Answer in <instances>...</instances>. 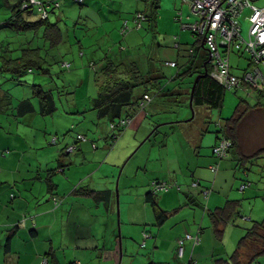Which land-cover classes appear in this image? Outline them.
Returning a JSON list of instances; mask_svg holds the SVG:
<instances>
[{
	"label": "rangeland",
	"instance_id": "obj_1",
	"mask_svg": "<svg viewBox=\"0 0 264 264\" xmlns=\"http://www.w3.org/2000/svg\"><path fill=\"white\" fill-rule=\"evenodd\" d=\"M7 1L9 4H7ZM95 1L92 5L81 6L72 0H62L61 8L50 15V22L58 23L65 36L63 42L54 49H57L55 51H61L62 60L69 63L71 67L64 68L59 62L54 63L50 59L52 62L50 68L52 70L51 75L49 73H40L38 70H33V72L26 71L21 74L20 78L16 77L17 75L6 72L0 73V93L7 94L6 97L0 100V146L5 141H9L8 135L19 136L15 142L16 146L25 152V157H28L31 162H35L38 156L47 154V147L57 146V144L52 143V136L54 133L56 134V130H59L61 139L62 136H65L68 141L77 136L78 132H82L79 133L81 135L88 136L87 139H94L96 142L94 141L93 145H96V147L98 144L100 145H98L99 147L96 151L103 154L102 158L88 157L84 165L79 161L77 164L66 166V168L73 166L69 169L67 168V173H71L72 175L77 174L81 178L90 173L94 168H99L106 159L108 160L107 162L115 166L119 164V167L113 169V172H109L110 177L107 181L106 178H101V171H95L92 176L87 175L83 183L85 187H92L97 184L101 189L108 186L112 192V197L115 198L116 196L114 206L115 226H113L115 232L114 249L118 251V257L115 259L116 263L108 262L106 260L107 252L104 251V258L96 260L93 264H143L144 262L147 264L154 259L152 256L153 245L150 244L151 241L155 240L159 228L155 224L150 206L149 218L151 221H147L145 209L142 203L137 201L136 192H134L132 200L126 203L125 199L128 196L125 188L128 189L127 185L134 184L129 181L140 182L142 180V175L137 178L134 175L137 166L145 159V153L151 147L157 149V152L154 151L153 157L160 152L161 148H165L167 145L170 149L182 144L184 145V149L188 151L189 147L192 148L189 142L185 143L186 139L184 140L183 137L184 130L187 128V125L197 123L200 115L197 113L194 116V120H190L192 110L189 103L182 100L181 94H173L172 90L187 77L180 78L176 74L183 69L182 66L186 59L192 54L190 49L194 47L196 49L195 54L199 57L205 56V54L203 48H201L202 39L196 40L191 29L185 28L179 19L180 10L174 9L175 1H177L179 5H182L189 12L188 4H183L181 0H160L158 26L155 31H149L146 22H143L145 25L141 27L135 26L134 19V14L139 10L136 9L138 3H142V9L149 11L152 0ZM17 2L18 0H0V54L3 48L8 47L14 50V56H18L21 44L24 41L27 44L28 39L31 40L32 43L30 44L33 46L44 45L43 40L34 37L33 31L17 32L4 26L5 21L11 16L12 7ZM254 2L256 5L264 7V0H255ZM98 4L101 7L103 6L102 10L98 7ZM247 12H249L248 8ZM25 17L36 20L41 16L34 8L32 14L26 13ZM174 18L177 19V22ZM192 20H195L194 16H192ZM173 24L179 30L178 33L175 32L174 34L177 36L183 33L184 35L181 50L176 48L175 42L177 41H174L170 37V30H172ZM123 26L128 27L125 32L123 31ZM249 26L250 23L243 16L241 18V27L244 37H248ZM185 38H187V41H185ZM107 44L110 47L106 46ZM104 46L108 47V50L113 46L114 51H118L120 47L124 48L125 52L134 55V59L143 70L151 68L159 70L165 75L164 86L170 90L165 89L160 94L153 95L155 104L148 106V103L145 107H142L133 117L132 123L123 128L118 140L114 143L108 139L112 132L111 129L107 127L104 130L101 129L99 127L100 124L98 125L99 121L96 112L90 109L91 99L97 94L95 71L98 64L93 62L99 61L107 53ZM52 51L54 54L53 49H47L44 52L47 57H50ZM249 58L250 55L247 52L240 56L239 53L234 51L230 55L233 71L235 73L243 72L244 68L249 64ZM171 61H176L178 65L172 66ZM19 79L23 82H19ZM34 84H42L46 89L54 87L57 109L53 113L48 115L39 113V97L35 93ZM8 98H12L10 104ZM25 98H31L37 110L21 117L22 120L15 119V115H17L16 106L20 100ZM240 98L248 99L251 103L256 101L253 89L239 87L237 90H227L221 109H208L209 113H206L202 117L207 136L210 137L213 134L215 137V131L218 129L219 123L223 119L230 118L233 115ZM253 109L255 114L253 116L254 119H251L252 116H248V118L245 117L242 121V138L244 139V145H248L247 149L249 151L264 146V108ZM181 120L185 121L180 122ZM166 121H173V123L167 124ZM156 123L165 124L161 126L156 125L159 126L157 131L150 136L149 134L154 128L144 133V126L149 127ZM104 132L107 134L106 143H103L101 140ZM137 133L139 135L136 137ZM251 138L253 143L249 145L247 142ZM99 141L100 143H98ZM10 142L14 143V138H11ZM42 142L44 148L39 149L42 146ZM163 144L166 146H163ZM212 150L213 148L211 147ZM76 151L77 148L70 156L75 157L79 153ZM66 157H69V155H66ZM230 157H233V155L229 156L227 154L221 167L227 168L229 171L219 169L217 174L209 172L211 191L224 195L230 194L229 197L231 199H241V216L236 218L234 223H230L225 227L222 241L215 240L217 250L223 249L228 251L227 254L229 256L234 253L240 238L246 233V229L252 226L253 221L264 218V155L249 163L247 171L239 167H235V170H232L231 167L235 163L232 162V158L230 159ZM65 160L69 161L68 158ZM54 165H56V162H54ZM105 168H103V172ZM55 175L60 179L62 189L63 175L62 173ZM127 175L130 176L129 179L126 178ZM217 177L219 181L218 185L215 181ZM243 184L246 185V191L242 189ZM145 188L150 190V185L148 187L146 185ZM199 188L200 185L194 186V189ZM173 189L171 185L163 193ZM205 191L206 188L203 189L200 197L204 206H206L208 201L207 198H204L206 196ZM58 193H61V191H58ZM121 195H123V203L121 202ZM144 196L145 193L142 192L141 199ZM103 207L100 206V214L103 213ZM118 208L120 211V235ZM127 220L130 222H127ZM97 226L98 229L103 230L106 226L105 218H98ZM204 227L206 237L208 234L211 235V221L208 216H206ZM112 228H109V238L112 234ZM143 231H153L154 234L148 238L147 242H150V244L146 247L142 245L144 236L142 237L141 234L144 235ZM163 237L164 234L159 238L162 239ZM101 246H103V243ZM253 247L252 245L249 249L253 251ZM249 249L246 250L247 256L251 255ZM92 251L94 250L92 249ZM203 257V264H212L210 255ZM247 258L244 253L243 259L246 260ZM251 264H264V256L255 262H251Z\"/></svg>",
	"mask_w": 264,
	"mask_h": 264
},
{
	"label": "crops",
	"instance_id": "obj_2",
	"mask_svg": "<svg viewBox=\"0 0 264 264\" xmlns=\"http://www.w3.org/2000/svg\"><path fill=\"white\" fill-rule=\"evenodd\" d=\"M254 1L255 0H253V2ZM93 2L96 1L85 0V3L81 6L87 4L92 5ZM182 3L187 4L183 1ZM141 4L142 3L139 2L136 9L144 10ZM180 6L182 5H179L178 2L175 1L174 9L180 10L179 15L182 19L189 20L192 16L190 5L188 4L190 9L189 12L186 8ZM98 7L101 10L103 8L100 4H98ZM56 10L52 13H55ZM174 19L177 22V19ZM175 32L178 33L179 30H177L175 24H173V28L170 30V37L174 41H177L175 42L176 48L181 50L184 35L182 33L176 36L174 34ZM185 41H187V38H185ZM106 46L110 47L108 44ZM106 46H104V49L107 53L108 51L110 53L114 51V48H112L113 46L110 50H108ZM120 49L124 50V48ZM53 50L54 54L53 51L51 54L53 57L50 56L47 58H52V61L56 62L58 59L62 58L61 51H55L57 49ZM194 50L196 52L194 47L190 49L192 54H194ZM190 56L192 57V62L190 64L196 67V64H194V55ZM196 57L198 58L199 65L201 63V57L198 55H196ZM187 60L188 59H186L185 63ZM172 66L175 67L177 65ZM249 66L250 62L246 68ZM182 67L183 69L181 71L187 69L189 64L186 66L183 65ZM154 72L156 74H162L155 68ZM192 82L193 76H187L172 90L173 94H181L182 100L188 102L189 106V90ZM165 89H167L166 86L163 87L161 92ZM167 90L170 91L169 89ZM6 96L7 94L0 93V100ZM151 97L152 100L149 102L148 106H153V104H155L154 96L151 95ZM8 99L10 104L12 98ZM197 113L200 115L199 121L187 125L183 136L184 140L186 139L185 143L189 142L192 148L189 147L188 151L184 149V145L182 144L170 149L168 145L166 146L163 144V146L165 145L166 147L161 148L160 152L157 153L158 155L155 154L153 157V153L154 151L157 152V149L151 147L145 153V159L137 166L134 175L135 178L142 175V180L140 182L129 181L134 184L127 185L126 187H128V189L125 188L128 196L125 199L126 203L132 200L134 192H136L137 201L142 203L145 209L147 221H151L149 218L150 205L146 202L145 196L141 199L142 192L146 195L149 191L145 186L147 185L148 187L153 181L160 180L168 182L172 185V188H174L166 193H163V191L160 192L161 194L158 193V202L160 206L165 210L171 211V215L163 224L156 225L159 230H157L155 240L151 241V244L147 242L148 238L154 235L153 231H143L144 235L141 234L142 237L144 236L142 241L144 247L149 244L153 245L152 256L154 259L152 260L157 262L193 264L192 261H196L197 264H203V256L210 255L211 263L213 264V259L216 256H229L227 254L228 251L223 249H220V251L217 250L212 226L210 227L211 230L209 229L211 235L208 234L207 237L204 230L207 210L214 209L224 204L227 199H231L229 197L230 194L224 195L216 191H211L212 188L209 184V172H215V174H217L219 169L229 171L227 168H221L226 156L219 159L214 155L213 150L211 151V147L213 148L215 146L218 136L216 132L215 137L213 134H211L210 137L205 134V123L202 121V117H204L206 113H209L208 110L200 108ZM21 117L23 116L15 115V119L22 120ZM193 119L194 118L191 116L190 120ZM166 123H173V121H166ZM163 124L161 123L158 125L161 126ZM99 127L104 130L105 127L109 128V123ZM152 127V125L149 127L144 126V133H147ZM171 127L173 126L171 125ZM156 130L152 134H154ZM56 131V134L54 133L52 137H56L57 140L54 142L52 139V143L57 144V146H46L48 149L47 154L38 156L36 159L37 162H31L28 157H25V152L16 146L15 142L19 136L8 135L7 138L9 141H5L4 144L0 146V264H42L45 259L47 260V264H93L96 260L98 261L104 258V251L107 252L106 260L110 263H116L115 259L118 257V251L114 249L115 232L113 230V226H115L114 206L116 196L113 198L111 192V195L106 200L100 201L90 196L74 194V189L85 185L83 183L86 176H92L95 171H101V178H106L107 181L110 177L109 172H113V169L119 167V164L115 166L107 162L108 160L106 159L99 168H94L90 173L81 178H79L80 176L77 174L72 175L71 173H67V170L73 167L71 165L77 164L79 161L84 165L88 157L102 158L103 154L96 151L100 145L98 144L99 146L97 145V147L93 145L94 139L88 138L89 140L86 142L77 141V134L82 132H78L76 134L77 136L68 141L65 136H62V139H64L62 140L59 130ZM106 132L101 136L103 143L107 142ZM138 135L137 133L136 137ZM11 138H14V143L10 142ZM98 143H100V141ZM247 143L252 145V138ZM69 144L76 145V152H79L78 154L80 155L77 154L73 157L70 156L71 153L65 154L64 149H66V146H69ZM242 146L246 149H243ZM241 147L245 154H250L253 151L251 150V152H249L247 150L248 145H244L243 140L241 141ZM42 148H44L43 142L39 149ZM66 155H69V157H66ZM228 155H233L230 159L232 158L231 160L235 165H230L232 166V170H235V167H237V161L235 159L237 157L231 152ZM66 158H68L69 161L65 160ZM54 162H56V165H54ZM69 164H71V167H67V169L66 166ZM211 165H217L218 170L212 171L210 168ZM61 168H64L63 171H60ZM103 168H105L104 172ZM58 173H62L63 175L62 189L60 179L55 175ZM49 178H51V183L49 182L50 180H48ZM126 178L129 179L130 176L127 175ZM198 179L200 180V188L194 189V186H199L194 184V181ZM215 181L218 185V177ZM95 185L96 186L89 188L95 190H110L108 186L101 189L97 184ZM205 188H211L209 195H204V198L208 199L206 206L202 204L203 201L200 199L203 189ZM244 190L246 191V189ZM58 191H61V193H58ZM54 197L59 198L58 203H55ZM122 197L123 195H121V202L123 203ZM100 206H104L102 210L103 213L101 214L99 211ZM152 213L155 219L153 210ZM102 217L105 218L106 224L103 230L98 229L97 226L98 218ZM127 222L130 221L127 220ZM109 228H112L110 238ZM199 232L201 243L194 245L193 240H186L184 255L183 257H179L177 254L178 240L185 236L186 233L196 235ZM145 233L148 234V236H146ZM163 234L164 237L160 239L159 237ZM102 243L103 246H101ZM209 243H211L210 246ZM92 249L94 251H92ZM95 251L98 252L95 253ZM145 263L146 262L143 264Z\"/></svg>",
	"mask_w": 264,
	"mask_h": 264
},
{
	"label": "trees",
	"instance_id": "obj_3",
	"mask_svg": "<svg viewBox=\"0 0 264 264\" xmlns=\"http://www.w3.org/2000/svg\"><path fill=\"white\" fill-rule=\"evenodd\" d=\"M72 1L75 3L74 0ZM22 2L23 0H19V2L12 7L11 16L5 21L4 26L17 32L33 31L35 34V36H33L43 40L44 45L33 46L30 44L32 43L31 40L28 39L27 44L25 41L21 44L22 46L18 56L13 55L14 50L8 47L5 49L3 48L0 54V73L6 72L17 75L16 77L20 78L21 74L26 71L33 72V70H38L40 73H49L51 75L52 70L50 68L52 65V58H50L51 60L48 59L44 51L47 49H54L63 42V30L58 23H52L49 20L50 15L54 10L50 12L47 19L40 17L39 19L33 20L26 18L25 14L28 13L31 15L32 10L34 8L37 10V8L35 6L22 8ZM84 3L79 5H83ZM7 4H9L8 1ZM158 9L159 0H152L151 9L149 11H136V14H145L146 19L144 22H146V26L149 31L156 30ZM136 14H134V19ZM192 16L189 20H192ZM179 17L181 16L179 15ZM189 20L181 19L182 23L183 21ZM191 32L193 33V36H195L196 40H203L202 36H199L192 30ZM201 48H203L205 54V56H201V63L198 65V58L196 57L194 50V54L191 55H194V64H196V67L195 65L192 66L190 64L192 62V57L188 56V60L184 66L189 64V67L183 71H178L176 74V76L180 78L184 76H193V82L189 90V95H191V89L196 76L198 74H205L207 71L206 75L201 76L196 84L193 98V105L196 110V114L200 108H205L207 110L221 109L225 94L228 90V88L224 87L215 78H213L211 74V54L209 49L206 45H201ZM239 54L242 55V53ZM57 62L62 64L64 68L71 67V65L63 61L62 58L58 59L54 63ZM95 63L98 64L95 71L97 94L91 99L90 109L96 112L97 119L99 121L98 125L100 124V126H104L109 123L110 128L111 123L117 122V120H120L125 116L133 119V117L142 109L141 101L144 99L145 94H149L150 96L160 94L164 87V74H156L154 72V68L143 70L139 63L134 59V55L125 52L123 49L112 51V53H106ZM175 63L178 65L177 62ZM19 82L23 81L19 79ZM33 87L35 88L37 97H39V113L42 115L53 113L57 109L54 87L46 89L42 84H34ZM243 87L254 90L256 101L251 103L248 99L240 98L233 115L230 118L223 119L221 123H219V127L215 132L218 136L216 144L221 138H227L232 143L228 154L231 152L236 155V166L244 168L247 171V165L249 163H252L264 155V146L255 149L252 152L247 149L251 152L250 154L243 153V146L241 147L242 140L244 143V139L242 138V121L245 117L248 118V116H252L251 119H254L253 116L255 114L253 108H255V110L264 108V93L250 85H245ZM235 90H237V88H235ZM149 102H146V105ZM16 108V114L19 116H25L26 114L37 110L31 98L20 100ZM184 121L185 120H181L180 122ZM158 124L159 123L154 124L152 129ZM123 128L125 127H117L116 129L110 128L112 132L108 139H110L113 143L116 142L120 133L123 131ZM243 149L246 148L243 147ZM65 154L67 153L65 152ZM48 180H50V183L52 182L51 178ZM198 181L199 183L197 185L200 184L199 179ZM74 194L90 196L95 200L101 201L106 200L111 195V190H95L89 187L81 186L74 189ZM145 199L154 212L156 225L163 224L164 221H166L171 215V211L165 210L160 206L158 202V193H153L151 187L146 193ZM207 216L211 221L215 239L222 241L225 227L230 223H234L236 218L241 216V199H227L224 204L214 209L207 210ZM252 245L254 246L253 251L249 249ZM248 249L251 251V255L249 256H247L246 252ZM244 253L245 257H248L246 260L243 259ZM263 256L264 218L261 220H254L252 226L246 229V233L240 238L232 255L216 256L213 259V264H251V262H255ZM147 264L171 263L151 260Z\"/></svg>",
	"mask_w": 264,
	"mask_h": 264
},
{
	"label": "built area",
	"instance_id": "obj_4",
	"mask_svg": "<svg viewBox=\"0 0 264 264\" xmlns=\"http://www.w3.org/2000/svg\"><path fill=\"white\" fill-rule=\"evenodd\" d=\"M75 3L82 4L85 0H74ZM191 7V14L195 15V20L183 22L185 28L191 29L199 36L205 39V45L211 54L212 76L221 85L228 89H235L250 85L264 93V7L256 5L253 0H182ZM36 7L41 18L47 19L52 10L61 7V0H23L22 8ZM247 8L249 12H247ZM250 23L248 37L242 34L241 18ZM146 16L138 13L135 16L137 27H141ZM181 20L182 18L179 17ZM128 27H124L125 32ZM249 53L250 66L243 72L235 73L230 61V55L233 52ZM176 65L175 62H171ZM151 100L149 94H145L141 101L144 107L146 102ZM132 118L125 116L117 122L110 124L111 129L117 127H126L131 124ZM54 137L53 141L56 142ZM78 141H88L85 135L78 134ZM232 143L227 138H221L213 148L214 155L221 159L227 156ZM76 145L66 147V153H72L76 150ZM61 168L60 171H63ZM212 171H217V165H211ZM199 181H194L197 185ZM170 184L166 181L155 180L150 187L153 193L167 191ZM245 185H242L244 189ZM209 195L210 190L204 192ZM55 203L59 202V198L54 197ZM148 236V234H145ZM193 240L194 245L201 243L200 232L196 235L186 233L178 240V256L183 257L185 249V241ZM196 261H192L195 264ZM47 263L45 259L43 264Z\"/></svg>",
	"mask_w": 264,
	"mask_h": 264
},
{
	"label": "water",
	"instance_id": "obj_5",
	"mask_svg": "<svg viewBox=\"0 0 264 264\" xmlns=\"http://www.w3.org/2000/svg\"><path fill=\"white\" fill-rule=\"evenodd\" d=\"M202 45L205 46V39L202 40ZM209 61V60H208ZM207 73V71L205 72V74H198L194 80V83H193V86H192V89H191V95H190V107H191V110H192V117L194 118L195 116V108H194V105H193V98H194V92H195V88H196V84L199 80V78L201 76H205ZM158 128V126H156L149 134V136ZM144 142V141H143ZM119 207V206H118ZM118 219H119V235L121 234V230H120V211H119V208H118ZM120 237V236H119ZM121 238V237H120Z\"/></svg>",
	"mask_w": 264,
	"mask_h": 264
}]
</instances>
